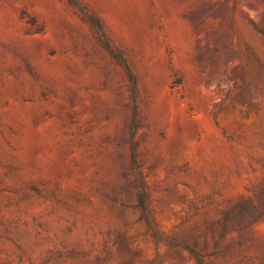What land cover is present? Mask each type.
<instances>
[{
  "label": "rangeland",
  "instance_id": "obj_1",
  "mask_svg": "<svg viewBox=\"0 0 264 264\" xmlns=\"http://www.w3.org/2000/svg\"><path fill=\"white\" fill-rule=\"evenodd\" d=\"M252 23L264 0H0V264H197L194 245L210 264H264Z\"/></svg>",
  "mask_w": 264,
  "mask_h": 264
},
{
  "label": "trees",
  "instance_id": "obj_2",
  "mask_svg": "<svg viewBox=\"0 0 264 264\" xmlns=\"http://www.w3.org/2000/svg\"><path fill=\"white\" fill-rule=\"evenodd\" d=\"M254 29L264 35V29L262 27L257 26L256 24L252 23ZM114 57L118 58V60H121L120 62L127 70L129 80L131 83L132 90L134 91V94L136 93L137 88V82L136 78L127 62V60L119 59L118 55L114 52H112ZM133 133H132V167L135 175V182H136V200H137V207L139 208L141 212V217L145 220V222L149 225L151 221V210H150V195L148 191V187L145 181V177L142 173L141 167L138 162L137 158V146L134 142V133L136 129V124L134 122V125L132 127ZM247 209L246 206H244L243 203L236 204L232 207H229V209H226L223 211V217L221 222V240L224 239L225 235L228 233L229 228L232 227V225L235 224H241L245 220L247 216ZM253 220V219H252ZM187 250L190 252V254L195 258L197 264H210L204 260V257L202 254H200L197 249L196 245L194 247H186ZM228 247L222 249L221 251L227 250Z\"/></svg>",
  "mask_w": 264,
  "mask_h": 264
}]
</instances>
